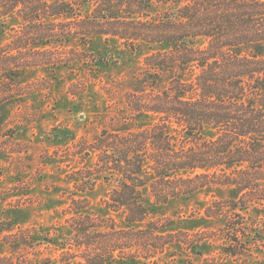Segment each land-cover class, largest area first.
<instances>
[{"label":"trees","instance_id":"1","mask_svg":"<svg viewBox=\"0 0 264 264\" xmlns=\"http://www.w3.org/2000/svg\"><path fill=\"white\" fill-rule=\"evenodd\" d=\"M87 6L91 12L83 17ZM9 14L32 26L39 44L89 46L96 37H115L126 48L148 47L151 54L121 86L127 108L91 147L98 159L93 171L117 183L106 206L125 212V227L117 229L113 220L108 225L87 212L85 199L71 198L72 234L59 261L20 255L17 250L31 247L34 235L1 223L0 264H134L187 234L165 218L138 226L152 210L146 192L167 204L211 186L228 191L225 205L216 201L206 209L208 218L225 221L227 254H246L261 243L264 0H0V16ZM65 17L67 26L59 28ZM149 116L156 118L153 126L135 127ZM249 213L255 221L231 222ZM184 241L203 255V241L188 235ZM5 245L12 255L1 252Z\"/></svg>","mask_w":264,"mask_h":264},{"label":"rangeland","instance_id":"2","mask_svg":"<svg viewBox=\"0 0 264 264\" xmlns=\"http://www.w3.org/2000/svg\"><path fill=\"white\" fill-rule=\"evenodd\" d=\"M90 12L91 7H85L83 17ZM65 18L59 28L67 26ZM33 35L32 26L24 25L17 15L0 16V224L10 223L15 231L34 235L31 247L17 250L20 255L59 261L62 243L72 234L71 198L85 199L87 212L106 218L108 225L115 222L117 229L126 225L124 211L113 212L106 206L117 183L93 171L98 159L91 147L104 127L115 125L127 108L129 99L121 86L151 50L126 48L115 37L99 36L85 46L80 41L39 44ZM28 37L31 43L25 49ZM155 122V117H144L135 127H151ZM227 194V189L211 186L157 204L146 192L152 210L138 226L145 228L146 223L165 218L176 222V231L187 234L176 235L163 251L153 249L144 255L147 260L134 264H264V237L246 254L228 255L224 219L206 216V209L216 201L223 205ZM242 215L244 219L231 222L251 223L257 217ZM186 235L203 241V255L187 245ZM11 250L9 245L1 248L7 255Z\"/></svg>","mask_w":264,"mask_h":264}]
</instances>
